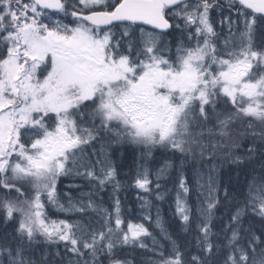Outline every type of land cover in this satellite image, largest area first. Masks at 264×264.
Segmentation results:
<instances>
[{"label":"snow or ice","instance_id":"1","mask_svg":"<svg viewBox=\"0 0 264 264\" xmlns=\"http://www.w3.org/2000/svg\"><path fill=\"white\" fill-rule=\"evenodd\" d=\"M125 145L139 149L136 187L163 199L173 180L195 232L189 249L154 240L150 264H264V164L227 185L185 171L216 151L264 159V0H0V264H35L38 238L68 264H131L119 251L146 248L148 227L126 223L118 198L109 211L58 191L73 172L118 188ZM46 203L80 218L50 220Z\"/></svg>","mask_w":264,"mask_h":264},{"label":"trees","instance_id":"2","mask_svg":"<svg viewBox=\"0 0 264 264\" xmlns=\"http://www.w3.org/2000/svg\"><path fill=\"white\" fill-rule=\"evenodd\" d=\"M70 20L71 17L65 22L67 23ZM261 39L262 37L258 32L256 37L257 44L260 43ZM245 144H247V141H245ZM96 148L98 150L100 145L97 144ZM109 151L112 152L111 149ZM240 154L242 156L244 155L243 152ZM111 159L117 168V177L114 183H118V188L114 187L113 183L103 188H98L94 183H89L88 180L77 176L73 172L66 177H61L58 182V191L61 194L68 193L74 199H87L88 195L91 194L92 199L95 200L100 208L109 211H113V205L118 198L122 218L126 223L145 224L151 233V236L143 238L147 247L140 248L138 245L136 247L126 246L119 251V257L129 260L131 264H150V261L153 259L150 250L153 247L154 240L161 245L172 240L176 241V243L185 249L191 248L195 243V232L192 230L186 231L182 226L179 215L176 213V191L173 180L168 178L161 180V184L163 185L161 191L165 195L163 199H157L154 191L152 193H146L135 185V176L140 164L139 149L136 146L125 145L121 147L119 151L112 153ZM158 160L159 154H157ZM261 164H264V159L257 156L250 162L245 160L243 164L237 166L231 160L225 159L224 152L216 151L213 153V159L211 161L208 159V153L205 154L204 159L197 158L195 161L189 159L185 171L191 175L193 168L198 169L204 175L205 179H207L209 171L214 169L212 174L216 177L217 181L223 185H227L230 180L232 183H235L237 178L242 180L244 174L250 172L252 169L259 170ZM158 166V163L155 161L151 164L152 176L150 178L153 180H155V171ZM151 187L155 189V184ZM195 200L196 195L193 192L189 199V204L192 205ZM60 202L65 203V206H67L63 196ZM45 212L50 220H75L80 218L76 214L61 212L47 203ZM228 212L229 208L227 206H223L219 211L215 212L214 223L216 227L212 229L213 233L218 232L220 227L219 222L221 220L225 224L227 223ZM145 216H150L151 221H147ZM90 219L99 220L100 218L93 213ZM248 222L254 223L255 227L260 226L258 219L255 222ZM4 227V225H0V232H3ZM8 230L11 231V228L9 227ZM32 251L35 264H68V260L70 259V254L65 253L62 245L59 247L56 245L50 246L42 238H38L34 242ZM217 259L218 257L214 255L209 259V264H213Z\"/></svg>","mask_w":264,"mask_h":264}]
</instances>
